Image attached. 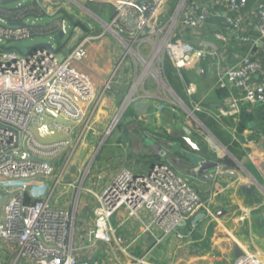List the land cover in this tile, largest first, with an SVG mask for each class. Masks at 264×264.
<instances>
[{
  "label": "built area",
  "instance_id": "obj_1",
  "mask_svg": "<svg viewBox=\"0 0 264 264\" xmlns=\"http://www.w3.org/2000/svg\"><path fill=\"white\" fill-rule=\"evenodd\" d=\"M1 1L4 0H0V192L4 200L0 204L4 214L0 220V244L14 263L26 259L37 264H91L88 261L79 263L75 256L76 207L74 211H67L50 202L53 190L62 180L55 160L72 145L71 135L77 126L82 127L81 134L90 128L89 107L96 99L91 77L74 63L86 56L88 42L110 32L125 50L119 64L130 54L134 55L136 65L139 60L144 62L146 70H150L149 66L156 61L158 70L152 68L150 71L172 91L164 72L167 57L184 79L186 69L209 62L214 56L206 47L199 48L180 35L185 27L196 29L205 24L211 18V10L200 0H175L174 7V0H100L111 5L113 11L110 22L96 17L105 32L84 38L61 59L56 50L37 47L24 54L14 46L38 35L57 38L61 28L68 36L62 18L46 25L26 22L32 17L36 20L46 15L54 17L60 14L61 6L44 0L28 4L23 0L16 6L3 5ZM213 1L227 3L235 13L248 3V0ZM257 14V27L264 41V5H259ZM242 22L240 17L228 20L237 39L254 43L252 36L242 30ZM220 37L224 38L223 35ZM144 45L151 47V60L139 53ZM256 70H259V62L249 55L242 68L218 72L217 86L242 87L243 92L231 94L228 105L218 114H211L212 117L238 116L244 105L264 104V82L252 88L247 81L249 73ZM142 78L140 76L141 83ZM197 91L196 83L187 84L189 97ZM176 98L196 119L194 112L202 109V103H193V109H190ZM47 109L75 124L58 123L47 114ZM48 118L53 119L49 128L64 132V137L47 140L39 136L36 127ZM51 179H55V187L48 193V180ZM89 191L98 201L93 212V226L86 231L89 246L100 242L122 243L123 236L113 224V217L120 209H125L134 219H139L142 211L152 214L151 222L145 227L150 230L151 226H156L161 230L157 245L172 233H178L182 222L204 206L200 194L166 163L153 164L146 174L122 168L102 192ZM178 236L183 235L178 233ZM132 261L134 264L147 263L144 256ZM234 264L263 263L257 255H246Z\"/></svg>",
  "mask_w": 264,
  "mask_h": 264
},
{
  "label": "crops",
  "instance_id": "obj_2",
  "mask_svg": "<svg viewBox=\"0 0 264 264\" xmlns=\"http://www.w3.org/2000/svg\"><path fill=\"white\" fill-rule=\"evenodd\" d=\"M25 1L27 4L34 2ZM44 1L62 7L60 14L65 18V22L66 19L71 22L73 31L79 26L78 30L74 31V37L73 32L69 33L70 37H65L62 46L57 38L59 44L55 50L61 59L84 38L105 32L96 17L105 20L113 13L112 6L100 0ZM200 1L209 6L211 18L196 29L183 28L180 35L199 48L206 47L214 56L207 65L204 64L206 67L200 64L196 68L185 70L184 79L181 78L184 83L183 92L191 109L193 103L208 99L213 102L219 113L228 105L230 99L227 97L220 101L213 95L212 89L217 85L219 71L242 68L245 59L250 55L258 60L259 70L249 73L248 85L255 88L264 82V41L261 40L257 27V9L259 5H264V0H248L247 6L237 13L231 11L227 3ZM89 15H92L93 19ZM236 17L242 19V30L252 36L254 43L237 39L228 24L229 19ZM86 50V56L74 64L91 77L95 86L96 99L89 107L88 122L89 129L95 132L90 138L84 139L79 132L82 127L75 126L71 135L72 145L65 149L62 155L66 152L72 157L77 149L75 154H79L90 146V143H95L104 136L110 127L115 126L114 118L122 112L121 109L125 112L130 108L134 113L130 116L124 115L126 121L123 123V132L112 143L114 149H119L118 153L112 154L98 165H93L96 170H92L90 179V176L82 173L80 163L75 165L72 160L66 159L59 164L60 157L55 160L62 180L54 190L55 179L48 180L47 192L53 190L50 202L56 208L67 211H74L75 207L77 209L73 237L77 261H88L91 264H134L133 258L144 256L146 264H234L238 260V246L245 253L244 256L257 255L264 264V104H247L252 113L251 120L239 121L236 117L226 123L216 120L221 129L227 132L228 143L224 144L212 130L210 132L214 137L209 132L207 136L196 129L197 125L203 129L208 126L198 116L196 120L193 118L197 123H189V131L184 128L186 118L168 107L170 104L167 100L175 101L179 96L172 86L178 96L157 80L154 82L149 79L141 83V70L133 58L127 56L119 64L125 50L113 34L107 32L102 38L91 40L87 43ZM146 51L148 49L144 50L145 54ZM186 72L189 73L190 80L185 78ZM191 82L198 85V90L199 86H205L201 97L199 91L193 97L188 96L187 84ZM164 87L167 91H164ZM238 88L239 93L232 95L242 94V87ZM179 98L183 101L181 96ZM140 101L152 104L147 114L134 110L133 105ZM162 104L166 109L161 108ZM195 112H204L207 117L214 114L213 109L203 106L200 111ZM236 127L238 131L239 127L242 131L238 133ZM178 133H184L199 147L206 149L208 157L218 161L224 170L220 168L214 179L207 180L204 178L207 176L206 172L193 175L190 168L179 165L177 159L183 155L179 150L174 152L173 149H176V145L187 150L188 147L182 139L174 137ZM101 144L103 143L100 142L97 148L98 152ZM231 146H239L243 154L231 149ZM227 159L234 164H228ZM160 163L172 166L175 172L200 194L204 203L203 208L188 218L186 224L179 229L178 233L183 236L172 233L156 245L157 238L162 235L161 230L156 226H151L150 230L145 227V224L151 222L152 214L142 211L139 219H132L128 217L125 209H120L113 217V224L118 234L123 236L122 243L114 241L111 245L102 242L94 246L87 245L86 231L93 226V212L98 205L95 195L90 193L89 189L95 193L102 192L122 168L146 174L153 164ZM63 180L68 183V189L70 188L67 190L69 195L66 199L61 196V190L65 189L61 188ZM248 185L252 187L248 189ZM0 207L3 205L0 204ZM3 209H0V220L4 214ZM202 213L205 217L201 216L195 220L197 215ZM12 260V256L0 244V264H37L26 259L18 263Z\"/></svg>",
  "mask_w": 264,
  "mask_h": 264
},
{
  "label": "rangeland",
  "instance_id": "obj_3",
  "mask_svg": "<svg viewBox=\"0 0 264 264\" xmlns=\"http://www.w3.org/2000/svg\"><path fill=\"white\" fill-rule=\"evenodd\" d=\"M17 3H13L11 6H16ZM61 17H62L61 14H57L54 17H50V16H47L46 15V16H43L42 18L38 19V20H36L35 18L32 17V18L29 19V21L26 20V22L31 23L33 21H36L38 24L46 25V24L52 23V22H54L56 20H59ZM89 17L91 19H93V16L92 15H89ZM105 20L107 22H110V18H108V17ZM66 26H67V29H68V32L69 33L73 32V35L72 36L74 37V35L76 33L72 30L71 22L68 19H66ZM40 43H51L55 48H57V46L59 44L57 38L54 35H52V36H50V35H38V36H35L33 38H27V39L21 40V41L15 43L14 46L22 47V48H24V50H26L27 47L33 46V45H36V44H40ZM145 49H148V51H146V54L144 52ZM150 50H151V47L150 46L144 45L143 48L141 49V51H139V53H141L147 60H151L152 53L150 52ZM129 58L135 59L134 55H132V54L129 55ZM155 62L156 61L153 62L152 66H149L150 67V70L152 68L158 70V65ZM138 69L141 70L140 71V76H141V78L143 77L142 79H144L145 82L148 81L149 79L152 80V81H154V82H155V80H157L156 77L152 74V72L150 70H148V69L146 70L145 63L142 62V61H140V60H139V63H138ZM163 89H165L164 91H167L165 87ZM204 89H205V86L204 85L199 86V90L198 91H199L200 97H201L202 92L204 91ZM183 101H185V100L183 99ZM167 102L170 104V105H168V107H170V109L173 108L172 110L177 111L180 115H183L186 118V121L187 122L185 123L184 128L189 131V129H190L189 123L192 122V123L195 124V122H196L195 120L196 119L194 120L193 117L188 114V112L183 107V105L180 104V103H178L176 100L174 101L173 99L172 100L171 99H168ZM184 103H185V105H187L191 109V107L186 103V101ZM125 105L122 108H124ZM164 106L165 105L162 104V107L161 108L166 109V106L165 107ZM121 111L123 112L124 110L121 109ZM125 112H123V115L121 116V118L118 121H117V118L116 117L114 118L115 126L114 127H110V129L106 132V134L104 136H102L101 138H99L98 140H96L95 143H90V146H88L87 148L83 149L81 153L75 154L78 151V149H77L76 152L74 154H72L73 155L72 157H71L70 154L67 155V153L65 152L62 155L63 157L62 156L60 157L61 159L58 161V163L60 164L61 162H65L66 159L72 160L75 165H78L80 163L79 164L80 165V169H81V171H82V173L84 175H86V176H90V174L92 175L93 172H94V170H96V166L94 167L93 165H98V164L102 163L103 160H106L112 154L118 153L119 149L118 150L117 149H114V146H112V143L123 132V129H124L123 123L126 121V117L124 116L125 115ZM178 113H177V115H178ZM194 114H195L196 117L198 116L197 112H194ZM206 128L208 130L210 129L209 131L212 130L208 126ZM206 128H204V129L206 130ZM196 129L198 131H200V132H203L206 135L208 134V131L207 130L205 131L203 128L200 127V125H197V128ZM82 130L83 129H79L80 134H81ZM94 132L95 131L92 130V129H86L83 132V134L81 135V138L84 137V139H88V138H90L89 136L92 133H94ZM211 132L214 133L213 131H211ZM217 139H218V137H217ZM219 141H220V139H219ZM100 142L103 143V144L100 145V148L102 149L104 146L105 147L102 150L100 149L99 152H98L97 151V148H98ZM216 145H218V142L216 143ZM92 170H93V172H92ZM173 170L175 171V169H173ZM90 178H91V176L88 179H90ZM63 187H65V189L64 190H61L63 192L61 194V196H63L64 199H66V198H68V195H69V192L67 190H69L70 188L68 189V183L65 182L64 180H63L62 185H61V188L62 189H63ZM83 195H84V191L82 193L81 199H82ZM71 201H73V197H71ZM76 201H78V200L76 199ZM3 208L4 207H0V209H3ZM127 215H128L129 218L134 219L132 216L129 215L128 212H127Z\"/></svg>",
  "mask_w": 264,
  "mask_h": 264
},
{
  "label": "water",
  "instance_id": "obj_4",
  "mask_svg": "<svg viewBox=\"0 0 264 264\" xmlns=\"http://www.w3.org/2000/svg\"><path fill=\"white\" fill-rule=\"evenodd\" d=\"M20 1H23V0H4V1H1V4L8 5V4L17 3ZM140 4L145 5L144 3H140ZM61 20H65V18L62 17ZM65 37H66L65 30L61 28L57 33V38H58L59 42H63ZM37 47H45L51 51H55V48L53 47V45L51 43L36 44V45L27 47L26 50H24V48H22V47H17V48L22 53L28 54L31 50H33L34 48H37ZM173 93L175 95H177V93L175 91H173ZM178 98H179V96H178ZM151 106H152V104L150 102L140 101V102H136L133 105V108L135 111H137L139 113H146L147 114L148 111L150 110ZM47 114L49 116L54 117L58 123H61L63 125L73 126L75 124L72 121L66 120L60 114L56 113L55 111H53L51 109H47ZM122 115H123V112H121L117 115V117H116L117 121L121 118ZM52 121H53L52 118H48L43 123V125L36 127L39 136L42 137L43 139H47V140L48 139H54V138H58V137H64L66 135L64 132H58L55 130H51L49 128V124L52 123ZM206 130L210 133L211 136H213V134L207 128H206ZM174 137L182 139V141L188 147V150H187L185 148L182 149V146H180V145L175 146L176 149H173V151L177 152L179 150L182 153L183 157H185L187 159V160H185L183 157H182L183 159L178 158L177 163L181 166L190 168L193 175L206 172L207 176L204 178L207 180H212L215 178L217 172L220 171V168H221V170H224V167H221L219 165L218 161L212 160V159H210V157H208V152L206 149H202L201 147H199V145H197L191 138L187 137L184 133H178V134L174 135ZM29 158H32L34 160H39V159L33 158L31 156H29ZM251 187H252V185L247 186L248 189ZM3 200H4V196L0 192V203H2ZM201 216L205 217V214L202 213V215L201 214L197 215L195 220L199 219V217H201ZM185 224H186V221L184 220L182 222V224L180 225V228L183 227ZM236 253H237L238 259L245 255V253H243L238 246L236 248Z\"/></svg>",
  "mask_w": 264,
  "mask_h": 264
},
{
  "label": "trees",
  "instance_id": "obj_5",
  "mask_svg": "<svg viewBox=\"0 0 264 264\" xmlns=\"http://www.w3.org/2000/svg\"><path fill=\"white\" fill-rule=\"evenodd\" d=\"M60 45L62 46L63 43L61 42ZM60 46V47H61ZM207 62H202L201 65L206 64ZM207 65V64H206ZM206 65H204L206 67ZM164 72H165V77L167 78V80L169 81V83L171 84V86L175 89V91L179 94V96L182 97V99L184 100H188V98L186 97V95L183 92V86L184 83L181 79V77L178 75L177 70L174 66V64L172 63V61L167 57L165 60V65H164ZM200 76V75H199ZM201 77V76H200ZM185 78L188 80L190 78L189 73L186 72L185 73ZM190 80V79H189ZM212 90H214L213 95L219 99L220 101L225 100L227 97H229L232 93H239V88L238 87H230V86H215ZM202 106L208 109H213L214 114H218L217 109L215 108V106L213 105V102H211L210 100H203L202 102ZM250 106L249 105H244L241 108V112L239 113L238 116H220V119H216L214 117H207V114L204 112H197L199 118L205 122L211 129L212 131L217 135V137L224 143L227 144L228 143V135L227 132L222 130L221 127L219 126V122L217 121H221L222 123H226V121L228 122L230 119H234L235 117L239 119V121H247V120H251L252 119V113L251 111H249ZM134 112L132 109H127V111L125 112V116H130L132 115ZM217 120V121H216ZM237 132L239 133L240 131H242V129L239 127V131L238 128L236 127ZM231 149L237 151L239 154H243L240 147H230ZM226 162L230 165H233V161H231L230 159H227Z\"/></svg>",
  "mask_w": 264,
  "mask_h": 264
}]
</instances>
